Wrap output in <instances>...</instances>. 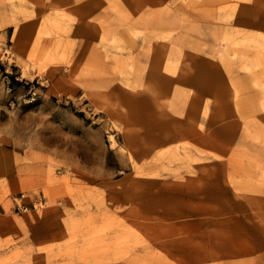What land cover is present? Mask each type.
Wrapping results in <instances>:
<instances>
[{
  "label": "rangeland",
  "instance_id": "1",
  "mask_svg": "<svg viewBox=\"0 0 264 264\" xmlns=\"http://www.w3.org/2000/svg\"><path fill=\"white\" fill-rule=\"evenodd\" d=\"M0 264H264V0H0Z\"/></svg>",
  "mask_w": 264,
  "mask_h": 264
},
{
  "label": "bare ground",
  "instance_id": "2",
  "mask_svg": "<svg viewBox=\"0 0 264 264\" xmlns=\"http://www.w3.org/2000/svg\"><path fill=\"white\" fill-rule=\"evenodd\" d=\"M152 74V73H151Z\"/></svg>",
  "mask_w": 264,
  "mask_h": 264
}]
</instances>
